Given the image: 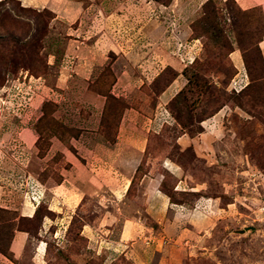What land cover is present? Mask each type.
I'll return each mask as SVG.
<instances>
[{
    "label": "rangeland",
    "instance_id": "1",
    "mask_svg": "<svg viewBox=\"0 0 264 264\" xmlns=\"http://www.w3.org/2000/svg\"><path fill=\"white\" fill-rule=\"evenodd\" d=\"M62 1L53 2L54 13L0 0V256L31 264L38 246L39 264H264L260 8L242 10L235 0H72L84 6L80 14L62 8ZM100 35L105 44L97 47L96 60L102 66L94 67L92 81L74 78L57 91L61 68L91 60L86 50ZM152 44L162 51H148ZM149 57L153 68L146 71L151 81L146 82L139 66ZM112 68L140 76L143 83L134 81L123 90L127 99L116 98L110 93ZM177 73L192 115L186 129L169 109L177 93L157 97ZM129 107L150 129L148 149L125 194L119 197L90 183L93 188L80 206L40 233L43 217L55 220L57 215L42 203L38 183L58 182L70 167L68 156L86 165L73 139L112 143ZM163 161L178 167L185 178L182 188L200 191H176L177 178L162 171L160 190L189 207L198 197L206 199L202 202L209 207L198 216L210 222L197 240H175L167 229L160 235L158 226L142 216L157 240L118 245L128 215L122 202L138 195L142 175L152 166L160 170ZM97 162L88 170L97 169ZM76 176L86 178V172ZM22 206L33 213L24 215ZM85 224L91 231L84 233ZM16 231L31 237L22 261L9 250Z\"/></svg>",
    "mask_w": 264,
    "mask_h": 264
},
{
    "label": "crops",
    "instance_id": "2",
    "mask_svg": "<svg viewBox=\"0 0 264 264\" xmlns=\"http://www.w3.org/2000/svg\"><path fill=\"white\" fill-rule=\"evenodd\" d=\"M23 6L26 7H47L52 12L56 13L57 10L54 9L53 2L55 0H18ZM236 3L242 10H250L252 8L259 7L262 12V19L264 24V0H235ZM62 8L72 7L75 11L83 13L84 6L78 1H68L64 0L61 2ZM59 17V15H58ZM79 30V29H78ZM77 30V31H78ZM150 32L149 39L153 40V35ZM187 35V32H185ZM163 36V35H162ZM103 35H100L95 41V45L91 47L88 46L86 50L87 58L91 60L77 61L74 65L68 67H62L60 74L56 78V90L64 91L69 85L71 79L78 78L84 81H92V75L94 67L102 66L96 60L98 55L97 47H102ZM166 35H164V41L167 40ZM163 40V39H162ZM146 43V42H145ZM152 42L150 41V44ZM148 44V43H146ZM153 45V44H152ZM158 45V44H157ZM156 45V46H157ZM258 47L261 51L264 60V36L259 41ZM153 47H147V50L156 53L160 50V47L154 50ZM105 52V50H102ZM162 51V50H160ZM150 57L148 60L142 62L139 66L141 68L139 75L145 77L146 82H151L148 80V72L152 67L150 63ZM97 63V64H96ZM114 73V81L110 89V93L116 98L123 97L127 99L122 93L123 90L129 89L131 85L143 83L142 78L132 77L124 70H119L118 68H112ZM151 70V69H150ZM182 75L177 73V76L162 90L158 95L159 100L170 99L183 87V82L180 80ZM157 77V74H156ZM153 80V78H152ZM138 81V82H136ZM104 98V97H101ZM156 108V120L158 121L160 116V111ZM103 108L99 113L98 124H100V119L102 117ZM139 112L133 107L126 108L117 124V135L112 143L108 142H80L77 139L74 140V147L79 153L84 154V159L86 160V165H81L77 159L74 157H67V161L70 164L68 170L60 173V180L51 185H47V181L44 183H38V191L41 194L42 203L46 204L48 210L55 215H57L55 220H50L46 217L42 219V229L40 233H44L42 230L46 227L55 225L57 221L65 219L66 213H73L79 206L84 198L87 190L89 191L92 187L90 183H94L96 187L107 188L113 195L118 193L119 197H122L127 191L131 179L135 175L138 167L141 165L143 160V155L147 149L148 143V132L150 128H145L142 125V118H140ZM152 122V120H150ZM157 125V124H156ZM152 127V125H150ZM83 132L80 133L79 138L83 137ZM94 161H98L95 166L97 169H89L88 166L92 165ZM94 165V164H93ZM86 172V178H77L76 174L78 171ZM153 166L149 167L147 171L142 175L140 181L141 190L139 194L134 196V198L127 203L122 202L123 210L126 211L127 216L123 217L121 223V230L118 234V245L124 246L132 240H157V234L154 232V228L147 226L145 219H150L158 226V232L165 229L174 237L175 240H197L199 238L198 234L205 230V227L210 222L209 218L199 217L198 214L202 213V207H209L205 205L206 199L198 197L195 199L194 206L189 207L184 203L176 204L172 203L169 197L160 190L162 172L170 173L177 178L176 181V191H190L192 193H198L200 190L197 188H188V190L182 188L185 178H181V173L178 167L168 161H163L160 164V170L153 171ZM114 174V175H113ZM83 187V189H82ZM38 197H40L38 195ZM119 202L121 200H118ZM141 202V207L136 205V202ZM130 209V210H128ZM24 215L31 212L28 206H22L20 208ZM64 214V215H63ZM31 217V215H28ZM107 217L102 220L106 221ZM102 221H99L100 224ZM102 222V223H103ZM85 231H91V228L85 224ZM87 233V232H86ZM87 238L89 234H84ZM30 235L22 232L16 231L13 235L12 241L9 245V250L12 257L16 261H22L24 258V246L27 240H30ZM88 239H91L90 237ZM38 246L35 248V252L30 258L31 264H39L36 260L38 258ZM0 264H14L5 257L0 256Z\"/></svg>",
    "mask_w": 264,
    "mask_h": 264
},
{
    "label": "trees",
    "instance_id": "3",
    "mask_svg": "<svg viewBox=\"0 0 264 264\" xmlns=\"http://www.w3.org/2000/svg\"><path fill=\"white\" fill-rule=\"evenodd\" d=\"M263 23V19H262ZM264 27V24H263ZM260 41V40H259ZM259 43V42H258ZM177 76V74L174 75V77L171 79V81ZM169 81V83L171 82ZM168 83V84H169ZM168 84L165 86L167 87ZM165 87L162 89L164 90ZM161 90V91H162ZM160 91V92H161ZM159 92V93H160ZM185 91L181 89L177 94L171 99L169 109L171 113L174 115V119L176 122L183 128L186 129L188 126L192 125V115L189 110L188 102L186 101V97H184ZM113 99H116L112 97ZM184 118H188V122L185 121ZM199 122V121H198ZM201 122V121H200ZM199 133V132H198ZM149 146V140L147 143V149ZM146 149V150H147ZM165 193V192H164ZM166 194V193H165ZM172 203L180 204L181 202L177 203V201H173V196L167 195ZM174 199V198H173ZM10 254V253H9ZM11 255V254H10Z\"/></svg>",
    "mask_w": 264,
    "mask_h": 264
}]
</instances>
